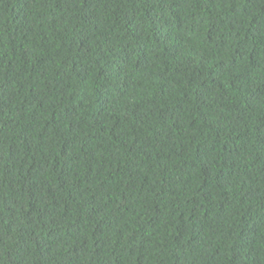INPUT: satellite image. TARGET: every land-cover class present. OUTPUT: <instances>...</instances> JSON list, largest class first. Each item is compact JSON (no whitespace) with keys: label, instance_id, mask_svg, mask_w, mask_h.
Masks as SVG:
<instances>
[{"label":"trees","instance_id":"1","mask_svg":"<svg viewBox=\"0 0 264 264\" xmlns=\"http://www.w3.org/2000/svg\"><path fill=\"white\" fill-rule=\"evenodd\" d=\"M0 264H264V0H0Z\"/></svg>","mask_w":264,"mask_h":264}]
</instances>
